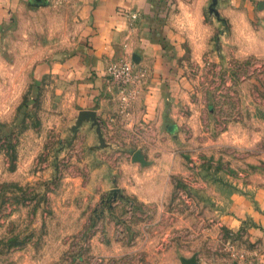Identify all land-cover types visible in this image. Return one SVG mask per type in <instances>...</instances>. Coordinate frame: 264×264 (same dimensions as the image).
I'll return each instance as SVG.
<instances>
[{
  "label": "rangeland",
  "instance_id": "1",
  "mask_svg": "<svg viewBox=\"0 0 264 264\" xmlns=\"http://www.w3.org/2000/svg\"><path fill=\"white\" fill-rule=\"evenodd\" d=\"M174 1L178 102L153 135L126 116L136 98L122 110L112 88L103 147L90 121L71 131L73 101L35 71L71 45V25L33 29L25 16L1 37L0 264L229 255L238 237L223 214L264 189V0Z\"/></svg>",
  "mask_w": 264,
  "mask_h": 264
},
{
  "label": "crops",
  "instance_id": "2",
  "mask_svg": "<svg viewBox=\"0 0 264 264\" xmlns=\"http://www.w3.org/2000/svg\"><path fill=\"white\" fill-rule=\"evenodd\" d=\"M178 6L174 0H42L40 4L35 0H0V39L25 16L28 28L33 29L46 22L52 26L70 24L71 45L49 48L53 59L35 71L60 86L64 98L73 101L77 115L94 111L96 117H111V112L118 110V94L109 88L104 71L110 62L132 61L146 72L126 116L158 135L165 103L178 102L174 93L182 86L178 64L182 37L174 24ZM132 14L137 15L135 20L130 19ZM123 122L127 125L126 119ZM222 220L238 241L229 246V255L201 256L194 258L196 264H264V189L237 197ZM181 259L191 258L180 257L179 264Z\"/></svg>",
  "mask_w": 264,
  "mask_h": 264
},
{
  "label": "built area",
  "instance_id": "3",
  "mask_svg": "<svg viewBox=\"0 0 264 264\" xmlns=\"http://www.w3.org/2000/svg\"><path fill=\"white\" fill-rule=\"evenodd\" d=\"M136 14H132L130 19L135 20ZM145 70L136 68L135 64L127 59H119L108 63L104 77L109 88H115L119 92V102L122 110L127 107L138 94V87L141 85Z\"/></svg>",
  "mask_w": 264,
  "mask_h": 264
},
{
  "label": "water",
  "instance_id": "4",
  "mask_svg": "<svg viewBox=\"0 0 264 264\" xmlns=\"http://www.w3.org/2000/svg\"><path fill=\"white\" fill-rule=\"evenodd\" d=\"M38 4H40L42 2V0H35ZM216 0H213V3H215ZM88 122L90 121L92 123L93 126H95V131L98 137V141L100 144V147H103L104 142H103V138L100 132V122L99 119L96 117V113L94 111H81L79 112L75 125L71 128V131L76 134L77 129L80 127V125L83 122ZM132 160L134 162H139L141 163V165L145 164V161L143 159V157L140 155L139 152H136L133 157ZM182 264H196L195 259L191 258V259H181Z\"/></svg>",
  "mask_w": 264,
  "mask_h": 264
}]
</instances>
